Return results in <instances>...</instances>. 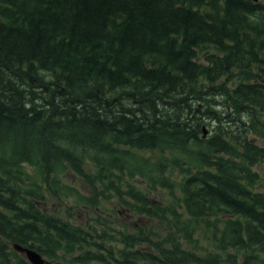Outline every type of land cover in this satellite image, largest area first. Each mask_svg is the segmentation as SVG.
<instances>
[{"label": "trees", "instance_id": "trees-1", "mask_svg": "<svg viewBox=\"0 0 264 264\" xmlns=\"http://www.w3.org/2000/svg\"><path fill=\"white\" fill-rule=\"evenodd\" d=\"M70 167L187 232L152 248L50 211L98 201ZM262 169L264 1L0 0L2 264H33L15 242L50 264H264Z\"/></svg>", "mask_w": 264, "mask_h": 264}, {"label": "rangeland", "instance_id": "rangeland-1", "mask_svg": "<svg viewBox=\"0 0 264 264\" xmlns=\"http://www.w3.org/2000/svg\"><path fill=\"white\" fill-rule=\"evenodd\" d=\"M264 1V0H261ZM201 61L206 59V54L209 52L206 49L199 48L198 50ZM146 153V152H145ZM149 153V152H147ZM155 153V152H154ZM157 154V153H156ZM91 162H86L83 166L84 168H90ZM93 167V165H92ZM30 169H33L31 166ZM264 171V169H262ZM64 180L78 186L85 193L91 194L97 200L98 197L94 196L95 187L89 183V178L82 176L80 171L69 168L68 171L63 172ZM138 181H140L138 179ZM140 183V186L146 189V186L143 182ZM176 193L179 194V190H176ZM49 198L44 203L50 211H54L63 215L65 218L72 219L73 221L89 227L95 225L98 228H106L108 236H117L118 230L124 231L130 235H142L145 243H150L153 248V244L156 241L160 243L165 242L166 238L170 233L183 235L187 230H182L185 228L184 225L177 226L173 220L166 221L162 220L159 217L151 218L145 215H141L129 210L125 207L116 196H113L111 200H104L103 195H101L100 201L96 203H77L75 200L70 198V196L64 197L55 194H49ZM151 195L157 199L158 203L166 209V216L171 217L168 214V210L173 205L177 206V211H181V207L176 204L175 195L171 194L169 190L158 189L157 191H151ZM162 216V217H166ZM183 219L185 216L182 217ZM193 237L199 241L201 244H208L209 238L203 233L201 227H197L195 231H192ZM146 237V238H145ZM148 239V240H147ZM188 244V241H186ZM13 246L10 243V246ZM23 255V254H22ZM25 256V255H23ZM2 264V262H0Z\"/></svg>", "mask_w": 264, "mask_h": 264}, {"label": "water", "instance_id": "water-1", "mask_svg": "<svg viewBox=\"0 0 264 264\" xmlns=\"http://www.w3.org/2000/svg\"><path fill=\"white\" fill-rule=\"evenodd\" d=\"M15 246L22 250V251H25L27 256L35 263V264H46V260L45 258L42 256V254L34 249V248H31L29 246H24V245H21V244H18L16 243Z\"/></svg>", "mask_w": 264, "mask_h": 264}]
</instances>
